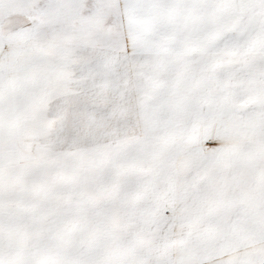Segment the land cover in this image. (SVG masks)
<instances>
[{
  "label": "snow or ice",
  "instance_id": "1",
  "mask_svg": "<svg viewBox=\"0 0 264 264\" xmlns=\"http://www.w3.org/2000/svg\"><path fill=\"white\" fill-rule=\"evenodd\" d=\"M0 264H264V0H0Z\"/></svg>",
  "mask_w": 264,
  "mask_h": 264
}]
</instances>
